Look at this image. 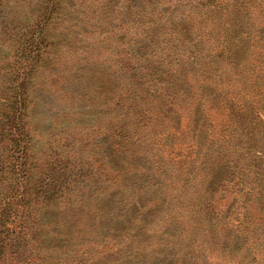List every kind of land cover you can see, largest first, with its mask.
<instances>
[{
  "label": "rangeland",
  "instance_id": "obj_1",
  "mask_svg": "<svg viewBox=\"0 0 264 264\" xmlns=\"http://www.w3.org/2000/svg\"><path fill=\"white\" fill-rule=\"evenodd\" d=\"M17 1L23 9L34 6L37 0H7L11 10H0V27L13 16L19 18L14 14ZM85 1L83 5L87 6L91 0ZM192 2L186 8L195 12L188 22L191 28L174 32L172 37L190 38L187 36L203 33L201 49L215 55L205 57L200 67H205L206 62L213 66L216 83L205 85L196 69L198 64L195 67L190 61L175 62L160 72L159 77L168 82L162 90L154 83L149 87L140 78L136 80L143 85L131 87L128 77L120 78L114 59L107 60L111 52L108 37L118 33L110 26L112 32L98 34L93 22H83L76 14L80 2L66 0L68 6L64 5V16L59 20L65 27L60 31V42L41 56L30 75L28 93L35 98L28 112L32 154L37 159L47 154L53 161L60 154L63 159L66 156L78 162L84 168L73 185L80 191L79 198L88 200L94 208L105 207L96 210L92 218H87L88 210L82 209L75 215L80 221L83 217L80 224L66 222L65 215L52 218L54 223L46 225L48 230L39 236L42 252L52 258L50 264H70L79 244L91 245L98 252L93 264H264V225L252 204L243 198L234 199L232 208L230 203L220 202L217 207L221 223L207 221L204 206V199L219 192L224 176L217 167L208 172L206 164L215 159L210 157L207 140L213 126L204 118L217 124L224 122L220 97L210 90L223 83L245 99L254 98L264 113V74L261 68L254 67L264 56V0H217L210 7L205 0ZM260 30L262 33L257 35ZM1 39L0 35V57L13 54ZM143 45L135 44L136 50ZM85 51L102 58L84 62L79 56ZM182 67L192 85L185 91L181 89L182 82L170 77L173 69ZM66 92L71 99L60 95ZM175 95L179 104L170 99ZM113 109L116 116L119 113L127 117L131 109L141 114L135 125L132 123L135 136L122 140V152L112 165L125 178L123 187H114L110 182L109 128ZM145 116L150 118V124ZM167 133L172 134L169 141L175 148L172 160L164 146ZM193 158L194 164L188 167ZM6 190L0 182V198L6 196ZM148 198H156L155 203L146 205ZM16 203L23 204V198ZM17 204L23 219L26 213ZM224 205L228 207L223 211ZM134 221L138 227L125 239L126 228L132 227ZM223 226L226 228L222 230ZM55 232L61 234V242H52L57 238ZM32 254L38 256L40 249L35 248Z\"/></svg>",
  "mask_w": 264,
  "mask_h": 264
},
{
  "label": "trees",
  "instance_id": "obj_2",
  "mask_svg": "<svg viewBox=\"0 0 264 264\" xmlns=\"http://www.w3.org/2000/svg\"><path fill=\"white\" fill-rule=\"evenodd\" d=\"M205 1L210 7L212 2L217 0ZM78 2L80 4L77 5L76 14L83 22H93L98 34L112 32L110 26L118 33L108 37L111 52L107 60L114 59V66L119 69L120 78L128 77L126 80L132 82L131 87L143 85L136 80L140 78L149 87L154 83L164 90L168 82L159 77L162 69L171 67L175 62L177 64L189 61L195 67L196 64L199 65L196 69L203 76L205 85L209 87L216 83L213 66L206 62L205 67H200L205 57L215 55L201 49L205 40L203 33L187 36L190 38L172 37L174 32H185L190 27L188 22L195 17V12L186 11V8L191 6L192 0H91L87 6L83 5L85 0ZM198 3L201 6L206 5ZM19 4L18 1L15 3L17 8L14 13L18 14L19 18L15 19L13 16L12 20L0 27L2 43L12 48L13 53L0 57V182L7 188L6 196L0 198V264H50L52 258L42 252L43 245L39 236L48 230L46 225L54 223L52 218L65 215L63 220L66 222L80 224L83 217L80 221L75 219V215L82 212V209L88 210L87 218H92L96 210H101V207L104 209L105 206L94 208L88 200L79 198L80 191L73 188V185L82 176L84 168L78 162H72L66 156L63 159L60 154L57 155L56 161L50 160V156L46 157L47 154L40 159L32 154L28 112L29 106L35 103V98L28 93L30 75L41 62V56L50 52L60 42L59 35L65 27L59 20L64 16L62 11L66 0H37L34 6L23 7L30 10L27 12L23 11ZM0 10H5L6 13L11 10L7 0H0ZM26 14H29L28 19L25 18ZM61 26L63 27L58 28ZM261 33L262 30L258 31L257 35ZM262 35L261 40L264 42ZM95 39L98 37H94ZM103 41L102 38L100 42ZM138 43L144 45L136 50L135 44ZM126 46L127 52L124 53ZM93 53L85 51L79 57L84 62L102 58ZM254 67L261 68V74H264V56ZM173 70L174 73L170 77L173 76L178 83L182 82L180 88L184 91L190 89L192 85L191 81L189 85L187 80V70L183 67ZM175 86L177 87V84ZM210 93L220 97V115L224 117V122L217 124L204 118L208 125L211 124L214 128L217 124L215 130L218 128L217 132L212 128L207 137L209 152L212 155H205L215 160L212 164H206L209 167L208 172L217 167L224 171V176L220 180L222 183L219 192L211 195L208 200L204 199L206 213L209 215L207 221L211 219L221 223L217 205L220 202L222 205L230 203L232 208L236 200L243 198L254 206L257 218L264 225V113L259 110L258 102L254 98L245 99L223 83L221 87L214 86ZM60 95H65L66 100L71 99L67 92ZM73 97L75 101L78 100L75 94ZM178 98L175 95L170 99L174 100V104H179L176 101ZM113 103L117 102L113 100ZM111 117L110 182L114 187H123L125 178H122V173L114 170L112 165L122 152V140L135 136L134 125L141 114L131 109L127 117L125 114L119 116V113L116 116L113 109ZM145 120L150 124L148 116H145ZM167 134L164 146L172 160L175 148L173 141H169L172 134ZM130 144L131 142L127 145ZM193 156L198 159L196 153ZM194 158L188 162V167L194 164ZM166 165L163 164V167ZM151 168L153 169V166ZM21 198L24 203L16 204L26 213L22 215L23 219L21 210L14 204ZM132 198L136 199V194L133 193ZM154 199L156 198H148L146 205L154 204ZM225 206L227 205L223 206V211ZM131 208L137 211L136 208ZM135 221L132 227L126 228L125 239L138 227L134 224ZM225 228L223 226L222 230ZM55 236L57 238H53L52 242H61V234L55 232ZM79 245L74 252L76 257L70 259V264L95 263L98 252L95 253L91 245ZM35 248L40 249L38 256L32 254Z\"/></svg>",
  "mask_w": 264,
  "mask_h": 264
}]
</instances>
